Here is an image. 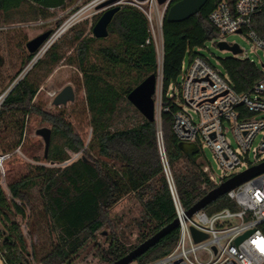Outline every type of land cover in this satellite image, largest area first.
<instances>
[{
    "label": "trees",
    "instance_id": "1",
    "mask_svg": "<svg viewBox=\"0 0 264 264\" xmlns=\"http://www.w3.org/2000/svg\"><path fill=\"white\" fill-rule=\"evenodd\" d=\"M221 1L224 0H207L198 13L182 22H168L164 18L163 90L177 80L181 63L186 57L202 56L196 50L219 38L218 33L209 27L208 17ZM65 3L66 0H0V13L9 19L12 10L36 5L46 19L49 11L62 8ZM251 29L259 40L264 41V10L252 17ZM50 32L52 34L53 30ZM108 37L111 38L110 44L95 49L93 45L99 39L84 36L83 30L76 31L71 39L75 55L68 62L76 66L82 75L90 115L91 139L86 146L64 115L46 113L33 101L39 88L33 78L34 70L38 67L51 69L63 58L57 43L22 76L0 104V121L33 114L50 125L47 162L59 165L69 159V152H81L79 159L63 167L35 166L28 176L8 186L10 197L0 185V221L7 222V213L11 208L21 219H26L24 206L30 210L34 207L29 191L40 185L42 208L37 215L47 229L56 234L57 241L40 258H37L34 247L32 254L39 264H72L73 258L89 242H96L100 231L110 227L111 210L126 196L133 195L141 203L138 241L126 247L112 234L109 246L99 248L100 258L106 264L119 260L176 219L157 147L156 123L142 117L140 122L130 127H113L120 101L148 75H156L157 72V53L150 39L147 19L132 6H120L108 26ZM92 55L101 62H91ZM34 56L35 53L24 58L22 69ZM218 62L227 82L239 94L252 91L264 78V72L248 58L228 57ZM118 69L128 74L129 79L117 87L110 78ZM162 107H169L168 112L160 115L166 160L180 205L187 211L213 187L202 172L204 162L201 151L199 159L194 162L180 150L179 141L172 131L175 107L164 96ZM21 135L22 132L15 143L2 145V155L11 154L19 146ZM212 205L216 209H236L226 196L206 208ZM26 227L29 235L35 232L32 222L26 223ZM6 228H0V249L5 250L4 259L8 264H27V244L20 224L11 222ZM260 230L264 233V224ZM177 239L178 229H172L134 262L147 264L165 256L174 248Z\"/></svg>",
    "mask_w": 264,
    "mask_h": 264
},
{
    "label": "built area",
    "instance_id": "2",
    "mask_svg": "<svg viewBox=\"0 0 264 264\" xmlns=\"http://www.w3.org/2000/svg\"><path fill=\"white\" fill-rule=\"evenodd\" d=\"M104 1L107 0H93L78 9L42 46L51 44L86 10ZM172 2L166 0L159 4L158 0H117L111 6L128 5L143 13L151 42L155 46L152 34L156 29L162 35V23L168 9L174 4ZM34 6L40 11L38 6ZM260 10H264V0H224L218 3L208 17L209 27L219 35L215 43L224 42L223 37L234 33L264 49V41L259 40L251 29V19ZM201 50L197 49L196 52L200 53ZM156 77V93L161 95L159 116L155 111L156 142L178 221V239L168 254L147 264H264V233L260 230L264 224V172L225 194L235 205V210H215L206 206L188 217L180 205L168 167L160 123L161 113L169 111V107H162L164 96L175 107L172 131L177 140L195 144L202 154L204 146L211 152L218 175L207 160L203 161L202 172L213 190L229 178L264 163V78L252 91L239 94L227 82L219 62L213 65L208 58L200 55L193 59L186 57L181 63L177 80L168 84L165 90L161 69ZM2 100L3 95L0 104ZM68 154L69 159L58 166H66L81 157V152ZM11 156L10 153L0 155V166ZM7 196L10 197L8 190ZM20 226L23 236L28 238L26 224ZM192 230L204 234L205 238L196 241ZM249 231L251 233L243 240L235 242ZM4 254L5 250L0 249V262L8 264ZM26 259L27 264H37L32 252L26 254Z\"/></svg>",
    "mask_w": 264,
    "mask_h": 264
},
{
    "label": "rangeland",
    "instance_id": "3",
    "mask_svg": "<svg viewBox=\"0 0 264 264\" xmlns=\"http://www.w3.org/2000/svg\"><path fill=\"white\" fill-rule=\"evenodd\" d=\"M93 0H66L64 7L51 10L48 17L43 18L42 13L35 9V6H26L10 12L9 19H6L0 13V97L4 95L19 79L28 73L39 59L54 44H58V52L62 59L51 69L38 67L34 70L33 78L39 84L37 94L34 98V104L46 113L54 115H64L75 133H77L85 146L91 139L90 115L87 109L85 92L82 86V75L77 67L69 64V58L75 55L72 47V36L76 31L83 30L84 36H92V27L100 17L102 10L97 6L86 10L76 21L72 22L65 31L56 37L48 46H42L36 53L33 60L22 69L24 58L30 53L26 49V43L35 37L53 30L55 34L63 26L66 20L78 9L85 7ZM41 22V23H38ZM34 23L33 25H29ZM38 23V24H37ZM154 37V38H153ZM152 38L155 40V49L157 53V72L161 69L162 62V35L158 30H154ZM161 39V40H160ZM161 41V42H160ZM223 41L228 45L236 44L242 51L239 57L250 59L255 65L264 72V49L257 46L254 42L238 34H228L223 37ZM111 43V38L99 39L93 45V49L99 46H106ZM200 54L208 58L211 64H216L219 59L235 57L231 52L220 50L215 41H208ZM97 61L92 55L91 62ZM98 63L101 61H97ZM111 81L118 87L121 83L129 79V75L121 70H117ZM124 82V83H126ZM70 85L74 92V101L67 102L65 105L54 106L52 101L54 97L66 86ZM156 116H159L161 110V95L159 92L154 96ZM142 119V115L127 101L124 97L118 104L114 115L113 127L125 128L137 124ZM22 127V131H21ZM50 128V125L43 122L40 117L30 114L26 117L21 115L0 121V155L2 145H8L16 142L20 132L21 142L11 154L12 156L4 161L0 166V185L7 194L8 186L20 179L28 176L35 166L56 167L47 162L44 158V143L40 136L36 135V130L40 128ZM54 141L51 143L53 144ZM202 160H207L213 171L218 175L217 165L212 158L211 152L205 146L202 149ZM40 185L30 189L31 202L33 209L24 206L26 210V219H21L15 214L13 208L7 213L9 221L1 220L0 228L6 227L11 222L25 225L32 222L35 226V232L25 238L27 244V253L32 252L35 247L37 258H40L52 245L56 243V234L47 229L46 224L39 219L37 215L42 208V202L39 196ZM225 195L219 197L221 199ZM215 202V201H214ZM212 202V203H214ZM214 208V205L208 209ZM110 227L103 229L97 234L96 242H89L74 258L72 264H106L100 258L101 249H106L110 244L112 234L119 239L126 247L135 245L138 241L139 228L138 223L142 219V207L140 201L133 195L124 197L119 201L109 214ZM26 253V254H27ZM26 257V255H25ZM37 264L36 259H34ZM0 264H2L0 262Z\"/></svg>",
    "mask_w": 264,
    "mask_h": 264
},
{
    "label": "water",
    "instance_id": "4",
    "mask_svg": "<svg viewBox=\"0 0 264 264\" xmlns=\"http://www.w3.org/2000/svg\"><path fill=\"white\" fill-rule=\"evenodd\" d=\"M117 0H107L97 6L98 10H102V13L96 23L92 27V36L96 39H104L108 36V26L115 15L119 11V6H111ZM166 0H158L159 4L164 3ZM207 0H179L172 4L168 9L165 19L168 22H182L195 15L200 9L206 4ZM239 33V32H238ZM51 32L47 31L34 39L26 43V49L30 54L36 53L42 45L48 40ZM217 47L220 50H226L231 52L233 55H238L241 50L236 44L228 45L226 42H218ZM264 67V65H262ZM156 75L150 74L143 79L136 87H134L127 95V101L142 115V117L149 121L155 122V100L156 94ZM20 80V79H19ZM17 83V82H16ZM15 83V84H16ZM14 84V85H15ZM13 85V86H14ZM13 86L3 95V98L11 91ZM74 101V92L70 85L64 87L53 99L52 104L54 106L65 105L67 102ZM36 135L40 136L44 143V158L47 157L51 131L49 128L43 127L36 130ZM182 153L196 162L199 159V150L195 144L179 142L178 144ZM264 172V163H261L255 167L245 170L225 182L218 187L208 192L200 201H198L193 207L186 211L188 217H191L200 209L205 208L212 202L216 201L219 197L225 195L228 191L239 186L248 179ZM178 227V221L175 219L173 223L161 228L154 235L140 243L134 249L129 251L126 255L121 257L119 260L111 264H130L146 253L151 247L157 244V242L166 236L172 229ZM193 236L196 241L205 238L204 234H200L192 230ZM251 231L244 233L236 239V243H239Z\"/></svg>",
    "mask_w": 264,
    "mask_h": 264
}]
</instances>
